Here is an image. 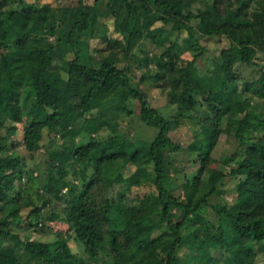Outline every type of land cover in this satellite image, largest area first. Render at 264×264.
I'll use <instances>...</instances> for the list:
<instances>
[{"label": "trees", "instance_id": "16d2710c", "mask_svg": "<svg viewBox=\"0 0 264 264\" xmlns=\"http://www.w3.org/2000/svg\"><path fill=\"white\" fill-rule=\"evenodd\" d=\"M18 1V8L6 9L9 0H0V235L9 239L0 247V264H33L20 261L19 243L38 264H98L102 256L109 263L101 264H264V0H107L118 33L113 38L97 28L103 0H78L58 12L48 1ZM152 10L159 26L151 27ZM167 31L174 37L155 39ZM196 31L229 41L205 69L198 61L207 47ZM95 33L103 41L99 50H108L98 67L84 63L81 50L84 37ZM145 34L161 51L155 67L140 77L168 89L167 110L151 106L131 84L115 51L127 52ZM60 54L62 63L51 68ZM26 84L35 102L24 115L20 92ZM128 98L135 100L138 118L154 128L153 136L112 134L49 151L41 188L44 204L54 201L59 208L48 218L62 239L12 233L17 212L7 204L21 199L28 175L13 133L21 130L29 151L45 129L74 139L78 133L71 127L79 121L106 122L100 102ZM119 109L133 112L124 104ZM189 116L196 126L183 147L171 132ZM222 134L232 135L235 144L216 158L212 151ZM50 145H56L52 139ZM170 147L186 160H199L197 175L182 173L177 183L173 177L181 170L170 160ZM228 181L232 203L221 197ZM177 188L184 198L173 193ZM32 204L28 227L38 222L41 208ZM112 213L120 226L112 224ZM188 221L195 226L184 236Z\"/></svg>", "mask_w": 264, "mask_h": 264}, {"label": "rangeland", "instance_id": "374dc122", "mask_svg": "<svg viewBox=\"0 0 264 264\" xmlns=\"http://www.w3.org/2000/svg\"><path fill=\"white\" fill-rule=\"evenodd\" d=\"M29 1V0H28ZM48 1L50 4L56 8L58 12L59 8L71 6L77 4L78 0H43ZM85 3L92 4L93 0H83ZM107 0H103L101 11H99V23L98 30H106L110 37L116 36L117 29L115 26L114 14L108 12L105 8V3ZM202 0H195L193 5H199ZM18 0H9L8 8H18ZM125 14L122 12L120 15ZM137 18L141 22L143 20V14L140 15L137 13ZM151 19L155 21V11L149 14ZM160 22L155 21L151 27L159 26ZM146 31V28L143 29ZM174 31H167L163 34H159L155 39H164L168 35H175ZM184 34V32H183ZM195 35L200 38L203 45L207 47V55L198 61V64L201 68L205 69L208 66H212L216 63L218 58L219 50L222 46L228 45L229 41L223 36L220 37H207L202 36L196 31ZM174 37V36H173ZM179 39H182V34L179 35ZM81 50L83 54L82 61L91 66L98 67L101 63L103 57L108 54V50H99V47L103 45L101 38L97 34H91L90 36H85L84 40L81 42ZM168 42H164V45ZM115 51L118 53L120 58V65H123L130 77V82L134 87H137L142 92L146 94L150 105L157 107L162 110H167L172 107V104L167 103V91L168 89L160 88L155 85L150 77L145 75L141 78L142 74H146L147 71L152 70L157 61L158 54L161 51V44L155 43L154 41L148 38V35H143L140 39L136 40L134 45L125 52L123 48L117 47ZM61 55V54H60ZM61 56H55L51 68L55 69L60 66L62 63ZM149 58L148 61H145L146 58ZM264 62V57L261 59ZM213 67L208 69L212 70ZM21 104L23 114L26 115L30 113L33 103L35 102V93L29 85H23L21 87ZM102 110L104 111L105 123L99 125L97 122L88 123L85 121H79L76 127L72 126L71 129L77 131V135L74 139H65L57 134L56 130L52 129L44 130V136L40 141L38 147L32 151L27 150L21 143V130L15 131L13 133V139L17 142V147L15 149L16 153L23 159L25 163V169L28 170V175L22 180V194L19 201H10L7 204V209L10 211H16V218L12 220L9 230L21 237L23 236H32L41 241H56L61 240L55 232V227L53 223L48 218V216L55 211H58L59 208L54 201L49 204H44L45 201V191L41 188L43 181V174L47 170V157L48 153L51 150H59V145H69L73 142L86 141L88 139H106L112 134H125L131 136H138L141 138L150 139L154 134V128L144 124L137 116L135 111V100L128 98L125 101L114 102L112 99H106L100 102ZM125 105L126 109H132V113H127L126 110H120L121 105ZM256 109L260 110L259 101H255ZM118 105V106H116ZM170 106V107H169ZM192 112H187L190 114ZM33 115L31 114L25 122H28ZM195 119L192 116L186 117L183 119V122L180 126L172 130L171 136L175 144H179L183 147H186L188 143L193 139V134L195 131ZM50 139L54 141L57 145H50ZM235 138L232 135L222 134L220 135L219 142L216 144L214 150L212 151V156L216 158H222L228 154L234 147ZM168 155L171 162L179 165L180 173L174 176L177 183H181L183 180L182 173L187 175L188 178H192L194 175H197V168L199 167V160H186L184 159V154L182 151L175 148H167ZM201 178H206L207 173H203ZM79 184L83 185L84 181L79 180ZM152 189L151 186L140 188V191H148ZM223 193L221 197L223 201L226 200L229 203H232L234 200V191H233V182L228 181L227 184L223 185ZM173 193L180 197L184 198L185 194L182 188H177ZM33 203L40 204L41 208L39 213L36 215V222L33 226H27L26 214L33 206ZM211 215V213H209ZM112 224L116 227L121 225V218H118L115 213H112ZM195 225L188 221L187 225L183 230V235L187 236L191 233ZM9 239L0 235V247L5 244ZM77 249V247H75ZM78 256L84 257L82 248L78 246ZM17 253L20 257L22 263H35L40 262L39 259H30L28 252L24 249L22 244H18ZM28 261V262H27ZM109 263V258L102 256L99 259L98 264Z\"/></svg>", "mask_w": 264, "mask_h": 264}]
</instances>
